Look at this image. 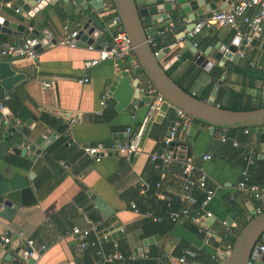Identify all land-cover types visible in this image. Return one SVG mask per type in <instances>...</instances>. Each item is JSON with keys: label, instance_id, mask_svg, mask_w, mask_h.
<instances>
[{"label": "crops", "instance_id": "obj_1", "mask_svg": "<svg viewBox=\"0 0 264 264\" xmlns=\"http://www.w3.org/2000/svg\"><path fill=\"white\" fill-rule=\"evenodd\" d=\"M153 1L135 0L139 8L147 7ZM81 4L86 7V14L96 19L103 28V32L88 47H68L64 44L63 36L66 31H77L78 27L74 22L68 21L69 18L61 9L46 6L28 22L13 14L18 23L26 26L35 20L49 32L56 43L37 53L33 61L0 58L24 76V84L15 85L12 94L0 89V103L2 110H5L0 115V123H3L0 129L5 123L20 127L28 123L35 135L47 138L52 134L53 138L46 142L45 150H41L33 161L30 160L31 155L14 156L9 150L0 160V172L10 170V175L20 177L32 174V179L28 182L30 192L25 196L24 202L31 203L34 200L31 204L19 206L10 222L0 219V240H5L0 246V264L16 261L9 248L10 240L14 238L18 239L17 247H29L34 254L41 252L35 264H95V249L86 248L82 252H75L74 237L70 234L72 227L84 229L90 223L98 225L97 233L90 234L89 239L95 240L100 249L109 248L113 242L101 243L98 233L119 224L123 237L115 243L122 241L120 246L126 252L143 249V240L157 236L156 243L146 245V253L161 252L165 259L161 264H177L175 257L171 256L176 243L186 247L185 252L190 258L198 259L196 254L202 253L211 260L222 249L219 243L224 226L221 222L225 221L229 228L228 234L231 235L237 233L251 217L249 213L254 202L248 195L236 191L235 184L240 178V171L245 167L243 158L247 149L253 153V165L246 168L248 176L250 169L255 170L249 180L257 185L264 183V128L248 130L247 134L237 132L233 139L238 142V147L234 148L218 141L220 130L211 131L209 127L198 125L189 136L187 132L191 122L188 127L178 126L172 146L174 160L167 166H161L151 162L149 156L159 151L168 123H177L178 120L174 112L169 111L159 123H154L156 113L144 128L139 154L126 159L112 153L98 161H89L81 153V147L96 144L108 146L128 139L125 129L136 130L139 127L146 106L138 101L136 108L128 106L115 111V102L109 97V85L117 72L135 67L132 56L121 61L100 62L83 70V62L97 57L102 42L109 38L110 28L107 25L108 16L99 18L101 13L95 14L85 2ZM105 5L106 3L103 9ZM216 5L221 6V3L217 1ZM231 7L232 4L227 5L223 11ZM169 16L167 23L156 25L152 24L149 17L143 19L149 38H155L159 30L168 28L159 34L160 38L166 37V44L160 50L169 49L163 56L161 65L166 62L164 60L173 49L184 47L183 40H175L173 33L180 21L172 19V16H176L175 12ZM64 27L66 31L63 30ZM261 28V32L253 37L254 45L246 47L238 65L229 61L221 66L212 63L210 69L204 72L189 62L191 54L187 50L182 55L187 54L188 57L182 61L184 63L180 68L174 69L173 65L168 68L171 80L198 99H212L213 104L219 108L231 104L235 94L241 95L240 105L244 110L263 107L264 21ZM232 36L234 34L230 28L212 27L196 36L194 42L202 53L218 41L227 43ZM24 38V35L12 37L0 33V44H16ZM212 55L213 50L209 52V56ZM83 75L88 78L85 84L79 83ZM42 81L50 83V88L42 90ZM213 85L217 89L215 96L210 98ZM5 96L8 99L2 102ZM102 97L105 99L103 106H100ZM66 114L76 116L77 119L69 128L67 137L64 136ZM31 117L34 121L30 120ZM60 137L65 138L69 144L55 149L54 155H46V149ZM203 155H209L210 159L201 160ZM183 157H189L192 165L206 175V185L214 191L213 197L202 209L200 206L195 208V200L190 196L191 190L187 192L189 200L180 201L185 192L179 180V162ZM141 185L144 186L141 188ZM87 192L101 199L112 210L108 220L101 218L89 201ZM167 204L176 209H186L188 214L162 234L154 232L152 226H147L143 216L131 210V206H135L139 210L163 216L168 210ZM204 212H208L210 217L206 218ZM208 230L212 231V235L204 243ZM27 241L32 242L31 246ZM4 255H8V262L2 260ZM211 262L215 264L212 260ZM188 264L204 263L192 261Z\"/></svg>", "mask_w": 264, "mask_h": 264}, {"label": "water", "instance_id": "obj_2", "mask_svg": "<svg viewBox=\"0 0 264 264\" xmlns=\"http://www.w3.org/2000/svg\"><path fill=\"white\" fill-rule=\"evenodd\" d=\"M219 1L221 6H217ZM85 2L95 14L103 13V5L108 2L115 14L118 16L122 30L126 34L131 54L136 62V67L124 69L113 77L108 89L109 97L115 102L114 110L120 111L128 106L136 108L137 102L143 104L149 102V98L141 95L139 90L149 83L154 91L162 98L163 103L158 113L154 117V123H159L162 117L169 111H179L190 122L187 134L192 135L198 125L206 126L213 130H243L264 128V106L252 110L231 111L215 106L212 99L201 100L180 89L170 77L166 75L168 68L173 65L177 57L185 51H189L191 57L189 62L202 71L207 72L212 63L221 66L225 61L239 64L246 47L254 45L252 39L246 45L245 38L232 36L227 43L216 42L212 47H207L204 52H200L197 47L192 46V41H186L182 49H173L164 64L161 65L163 56L169 52L168 48L160 50L155 56L147 42V33L143 19L149 17L153 25L167 23L169 15L174 21H180L173 33L175 40H181L192 30L194 25L212 14L223 11L227 5L234 6L236 0H154L151 5L139 8L135 0H0V33L8 36H26L31 40V45L36 53L55 45V39L48 31L41 28L35 20L31 25L18 23L13 14L27 22L33 19L35 14L46 6L52 9H61L69 22H74L78 30L73 39L74 46L88 47L103 32V28L96 19L86 14V7L81 4ZM91 2V3H90ZM225 4V5H222ZM78 14H77V13ZM29 30V31H28ZM257 34L254 36L256 37ZM172 48V47H171ZM213 50V55L209 52ZM175 55V56H174ZM242 55V56H241ZM209 57V59H207ZM24 76L17 69L12 68L8 62L0 59V89L5 93L12 94V89L18 83L24 84ZM214 83L218 81L213 80ZM216 91L210 92V98L215 96ZM5 110H0L3 115ZM31 121L34 119L31 117ZM3 124L2 122L0 125ZM173 122H169L166 134L173 127ZM0 129V160L9 150L14 156L31 155L33 161L41 150H45L46 142H50L53 135L44 138L40 134L35 135L34 129L29 128V124L23 126H13L5 123ZM32 174L25 177L10 175V170L0 172V219L10 222L19 206H24V199L30 192L28 182L31 181ZM89 201L99 212L103 220H108L112 210L101 200L87 192ZM250 219L237 231L229 250V257L226 264H246L253 260L254 264H264V252L259 251V240L264 237V212L252 215ZM210 221V219H208ZM7 236V235H5ZM99 241L102 243L115 242L123 237L119 224L112 225L98 233ZM7 240V239H6ZM158 237L153 236L142 241L143 249L137 252H147L146 245L157 242ZM0 240V246L3 245ZM10 252L15 255V262L11 264H35L41 252L34 254L32 249L17 247L18 239L10 240ZM4 255L2 260L8 262L10 259ZM73 264V263H58Z\"/></svg>", "mask_w": 264, "mask_h": 264}, {"label": "built area", "instance_id": "obj_3", "mask_svg": "<svg viewBox=\"0 0 264 264\" xmlns=\"http://www.w3.org/2000/svg\"><path fill=\"white\" fill-rule=\"evenodd\" d=\"M104 13L100 14L101 16H108L107 25L110 28L109 38L102 42L99 50L97 51V57L95 59L85 61L82 63L83 70L90 69L97 65L100 62L104 61H121L126 57L132 56L131 48L129 45L128 38L124 31L122 30L118 16L115 14L111 5L108 2H105ZM247 11L249 14H247ZM264 21V0H236V4L232 6L227 11H221L216 14H212L209 18L197 22L192 30L188 32L183 39V44L186 41H192V46L197 47V44L194 42V38L198 35H201L205 30L212 27H222L230 28L233 31L234 36L245 38L246 45L253 39V37L261 32V24ZM167 27L163 31H167ZM66 31V27L63 28ZM76 35V31H66V34L63 36V42L68 47H74L73 39ZM153 39L147 36L148 44H152ZM180 41V40H179ZM249 47V46H247ZM158 52H154L155 56ZM175 56V55H174ZM242 56V55H241ZM37 57V53L31 45V40L27 37L22 39L19 43H9L4 42L0 44V58L9 60V59H26L33 61ZM133 57V56H132ZM134 66L136 67L135 60L133 61ZM88 82V78L83 75L79 80V83L85 84ZM42 90L50 88V83L42 81L40 82ZM213 89L216 90L217 86L213 85ZM139 93L145 97L149 98V102L145 105V115L136 129V131L131 130L130 128L125 129V133L128 135V139L121 142H116L114 144L105 146L103 144H96L94 146H84L81 147V153L89 161H98L103 157L108 156L109 154H116L124 157L126 159L135 156L140 153V140L142 133L146 125L158 113L161 104L163 103L162 98L154 91L152 86L149 83H145L144 87L139 90ZM7 96L2 98V102L6 101ZM105 97H102L99 101L100 106H103ZM2 104L0 103V110L2 109ZM174 115L177 118L178 122L173 124V127L170 131L162 138L161 147L158 152L152 153L149 156V160L153 163H157L161 166H167L174 160V153L172 152L173 142L176 135V127L184 126L188 127L189 120L181 114L179 111H174ZM66 119V128L64 131V136L67 137V132L69 128L77 122L76 116L66 114L64 116ZM181 121V122H180ZM227 130H220L218 136V141L220 143H228L230 146L237 148L238 142L234 139H230L226 135ZM244 134L248 133V129H243ZM209 155H203L201 160H209ZM244 165L240 171V178L235 184V190L248 195L250 199L254 202L252 207V215H257L264 212V183L257 185L249 181L246 168L250 165H253V153L251 150H246L244 153ZM197 172V173H196ZM196 173V174H195ZM179 180L181 182V187L185 191L181 196L180 201H188L189 197L187 192L196 188L200 191L204 198L200 203V208L202 209L213 197L214 191L211 188H208L206 185L207 177L206 175L197 170L191 163L189 157H183L179 162ZM144 185H141L142 188ZM131 210L143 216L146 219H150L153 223H158L160 220L158 218L152 217L150 213L145 212L143 214L138 213L137 209L134 206H131ZM188 214L186 209H181L179 211H170L167 214V219L170 223H176L180 218L185 217ZM206 218L210 217L208 212H204ZM221 225L224 226L222 237L225 238L229 233V228L226 226L225 221L221 222ZM98 231V225L89 224L88 228L78 229L72 227L70 234L74 237L75 241V252H82L86 248H94L95 256L98 257L95 264H125L123 256L116 250V243L113 242L111 254H104L100 248H97L95 240H90V234H96ZM212 235V231L208 230L205 233L203 242L207 243L209 238ZM5 242V240H4ZM27 244L31 246L32 242L27 241ZM229 246L222 247L218 255L212 256L211 260L215 264H226L229 257ZM259 251L264 252V247L259 246ZM184 255H187V252H184ZM167 257V255H164ZM146 255L142 252L130 251L128 260L134 261L137 259H145ZM177 264H188L184 257L175 258ZM246 264H254L253 260H249Z\"/></svg>", "mask_w": 264, "mask_h": 264}, {"label": "trees", "instance_id": "obj_4", "mask_svg": "<svg viewBox=\"0 0 264 264\" xmlns=\"http://www.w3.org/2000/svg\"><path fill=\"white\" fill-rule=\"evenodd\" d=\"M163 32V29L159 30L158 33H157V36L155 38H153V41H152V44L150 45L151 46V50L152 52H157L158 50H160L161 48L164 47V44H166V37L165 38H160L159 37V34H161ZM188 57L187 54L185 55H181L179 57H177V60L176 62L173 64V68L174 69H177V68H180L182 66V61H184V59H186ZM190 59V58H189ZM190 69V68H189ZM188 69V70H189ZM166 75L168 77L169 76V72L166 71ZM184 92H186L185 90H183ZM187 93V92H186ZM240 99H241V95H233L232 96V103L229 104L228 106L226 107H222V109H226V110H231V111H240V110H244L241 108V105H240ZM245 110H250V109H245ZM248 130H251V129H248ZM133 131H136V130H133ZM219 131V130H218ZM239 131H243V130H227L226 131V135L227 137H229L230 139H233V137L236 136L237 132ZM61 132H62V129H61ZM239 140V139H238ZM69 144L68 141L63 138V137H60L58 138L52 145H50L47 149H46V155H54V151L55 149H61L65 146V144ZM255 174V170L254 169H250L249 170V176H253ZM248 176V177H249ZM250 181V180H249ZM251 182V181H250ZM192 191L191 193V198L194 199L195 201V208H197L198 206H200V203L201 201L203 200L204 196L203 194L198 191L196 188H192L190 189ZM189 190V191H190ZM136 192V191H135ZM168 205V210L167 212L165 213V215H160V216H156V215H153L151 212H149L148 210H142V209H137L135 206V208L137 209L138 213L140 214H143L145 212H148L151 214L152 217H155V218H158L160 221L158 223H153L150 219H146V224L148 227H153V230L154 232L158 233V234H162V233H165L167 231H169L172 227V223L169 222V220L167 219V214L170 212V211H179L181 210L182 208H179V209H176V208H173V207H170V204H167ZM244 224V223H243ZM236 233H233V234H227L225 238L221 237V241H220V246H222L223 248L225 246H231L232 244V241L235 237ZM222 236V235H221ZM122 241H118L116 243V250L123 256L124 258V263L125 264H161L163 260L162 258V253H155L154 251H150L148 253H146V258L145 259H137V260H134V261H130L128 260V256H129V253L130 252H126L124 251L120 244H121ZM258 244H262L263 247H264V240L262 238H260ZM111 248V251H109ZM103 251L104 254H109V252H113L112 250V245L109 246V248L107 249H101ZM186 250V247L183 246L182 244L180 243H176L175 246L173 247L172 249V252H171V256L172 257H175V258H178V257H184V259L191 263L192 261H196V262H203L204 264H212L211 260L209 259V257L206 258L205 255H203L202 253H197L196 255L200 258H190L187 255H184V252ZM95 252V250H94ZM96 260H98V257L94 256V259H93V262H95Z\"/></svg>", "mask_w": 264, "mask_h": 264}]
</instances>
